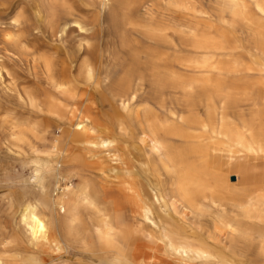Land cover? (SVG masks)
Wrapping results in <instances>:
<instances>
[{"label": "bare ground", "instance_id": "6f19581e", "mask_svg": "<svg viewBox=\"0 0 264 264\" xmlns=\"http://www.w3.org/2000/svg\"><path fill=\"white\" fill-rule=\"evenodd\" d=\"M100 1L104 8L109 0ZM217 1L221 21L245 26L264 56V0L252 8L245 0ZM39 2L58 14L56 4ZM60 6L59 24L81 27L77 7ZM193 18L175 28L152 19L136 36L118 31L117 48L104 47L96 58L91 45L80 44L61 64L44 60L47 84L31 87L24 99L43 117V129L59 133L44 135L45 149L34 150L15 226L0 232V264H46L72 241L85 246L92 236L109 264H264V184L230 182L233 162L264 159V105L256 103L247 122L228 113V96L215 80L212 25ZM171 31L189 39L184 60ZM255 63L264 73V62ZM179 91L183 103L170 104L167 96ZM215 93L224 97L221 106ZM27 188L37 195L28 198ZM80 205L96 220L86 222Z\"/></svg>", "mask_w": 264, "mask_h": 264}, {"label": "rangeland", "instance_id": "374dc122", "mask_svg": "<svg viewBox=\"0 0 264 264\" xmlns=\"http://www.w3.org/2000/svg\"><path fill=\"white\" fill-rule=\"evenodd\" d=\"M39 1L0 0V77H2L0 78V232L4 227L10 229L15 226L17 209L25 199L22 195L24 194L22 187L27 184L24 180L32 171L34 150L45 149L42 144V140L46 138L44 135L51 138L59 133L56 126L48 128L47 131L43 129V117L31 111V107L24 99L27 91L31 89L37 91L38 87L41 88L47 84V74L43 68L45 59L55 60L61 64L63 60H66L65 53H73L80 44L89 45V47L91 45L90 48L95 53V55L92 53L93 57L96 58L100 50L104 52L106 49L105 52H107L109 48L110 50L117 48L115 37L119 33L139 35V31L144 30V26L152 19L153 23L167 24L168 27L171 25V28H175L179 20L202 16L205 23L212 25V35L219 47L214 55L215 80L220 84L217 86L220 93L228 96L226 104L228 113L239 123L247 122L250 121L254 105L256 103L260 107L264 105V73L255 63L256 59L264 62L263 54L256 48L259 46V39L241 23H238L234 29L223 23L221 21L224 16L221 10L222 5L217 0H179L181 4L183 3L179 9L173 5L174 0H109L104 8L100 0H41L56 4L58 14L54 15L46 11ZM70 2L72 3L69 5ZM245 2L252 8L254 0H245ZM60 3L68 5L72 10H74L73 6L77 7L74 11L79 14L77 21L81 27L72 20L73 23L70 22L65 26L62 23V25L59 24L61 15L64 14L60 9ZM37 4H41L40 7ZM16 19L22 23L20 28L13 25ZM81 20L84 24L80 22ZM227 20L230 21V15H227ZM116 24L117 27H114ZM171 32L174 34L177 46L175 54L184 60L190 56L187 45L189 39L177 31ZM7 34L18 43L13 39L10 40ZM167 97L170 104L179 106L183 103L185 96L179 91ZM98 98L100 96L95 95V100L100 103ZM222 98L224 97L215 93L217 106L223 104ZM13 132L20 135L19 140L16 134H12ZM249 160L257 162H249L244 156L238 163L239 167L244 168L242 173H246L241 176V183H231V185L252 186V184L264 182V162H262L264 159L249 158ZM238 170V167H234L232 172H238ZM19 179H22V183ZM67 182L76 184L78 180L71 178ZM64 184L65 182L61 181V185L65 186ZM254 188H261V186ZM26 192L25 195L28 198H34L37 195L29 188ZM56 192L60 191H54L53 194ZM79 211L86 222L91 223L96 220L97 213L85 208L84 205H80ZM225 236V229L218 231L215 234V242L218 244ZM83 246L80 242L72 241L68 248L54 254L46 264H109L100 256L102 253L95 236H92L88 244Z\"/></svg>", "mask_w": 264, "mask_h": 264}, {"label": "crops", "instance_id": "0c3cea01", "mask_svg": "<svg viewBox=\"0 0 264 264\" xmlns=\"http://www.w3.org/2000/svg\"><path fill=\"white\" fill-rule=\"evenodd\" d=\"M247 161H249V162H257V161H250L249 159H247ZM239 161H235V162H233L232 163V167H231V172H230V182L232 183V184H239V183H241L240 181H241V176H244L245 175V173H242L243 171H244V168L242 167H239V163H238ZM258 162H261V161H258ZM262 162H264V161H262ZM234 167H238L239 168V170H238V172H232L233 171V168ZM243 170V171H242ZM232 176H234L235 177V179H232ZM260 184H264V182H262V183H259V185ZM249 185H251V184H249ZM253 185V184H252ZM258 185V184H257Z\"/></svg>", "mask_w": 264, "mask_h": 264}, {"label": "water", "instance_id": "95a60500", "mask_svg": "<svg viewBox=\"0 0 264 264\" xmlns=\"http://www.w3.org/2000/svg\"><path fill=\"white\" fill-rule=\"evenodd\" d=\"M232 179H235V177H234V176H232Z\"/></svg>", "mask_w": 264, "mask_h": 264}]
</instances>
